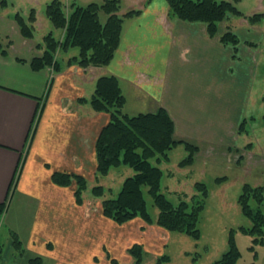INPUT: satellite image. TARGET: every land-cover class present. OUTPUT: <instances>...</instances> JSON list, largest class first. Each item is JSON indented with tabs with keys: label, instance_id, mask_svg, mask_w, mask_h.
I'll use <instances>...</instances> for the list:
<instances>
[{
	"label": "crops",
	"instance_id": "obj_1",
	"mask_svg": "<svg viewBox=\"0 0 264 264\" xmlns=\"http://www.w3.org/2000/svg\"><path fill=\"white\" fill-rule=\"evenodd\" d=\"M2 1L0 43L6 53L0 52V204L8 201V206L0 222V264L35 259L38 264H130L127 249L134 243L155 257L172 240V233L140 218L114 223L101 212L109 196L91 193L96 185L111 192L114 173L112 168L103 176L96 173L95 143L109 116L89 101L101 76H115L123 94L150 106L147 112L167 111L174 139L196 148L193 163L182 169L199 165L215 171L245 158V167L264 170V156L252 152L253 141L238 143L260 42L238 34L235 16L228 15L210 38L206 23L170 18L165 0H151L122 32L108 65L80 68L70 62L75 53L67 52L57 54L59 71L52 73L50 68L31 69L42 38H24L14 20L16 13L26 18L17 3L39 13L36 6L48 0ZM225 32L240 36L235 47L219 41ZM55 172L87 180L80 203L75 183H53ZM11 233L21 241V252L14 249Z\"/></svg>",
	"mask_w": 264,
	"mask_h": 264
},
{
	"label": "trees",
	"instance_id": "obj_2",
	"mask_svg": "<svg viewBox=\"0 0 264 264\" xmlns=\"http://www.w3.org/2000/svg\"><path fill=\"white\" fill-rule=\"evenodd\" d=\"M69 12L61 0H51L45 7V14L52 26L64 31L61 40H57L49 32L36 45L41 50L39 57L31 60L30 66L34 71L50 68L52 73L59 71L57 53L70 48H77L78 54L73 56L71 63L80 68L103 67L108 65L119 46L123 32L125 18L137 17L141 10H129L123 15L120 12V0H104L102 4L90 2L80 5L78 0H67ZM151 0H146L149 3ZM168 16L188 22H203L207 24V35H216L218 24L228 15L242 16L235 3L240 0H165ZM5 2H1L0 5ZM100 13L107 17L100 20ZM20 33L24 38L32 39L34 32L32 24L35 22L34 10H30L25 19L19 13L14 15ZM264 21L263 13H256L248 17L250 24ZM219 41L226 45L236 46L238 37L232 32H225ZM59 49V51L57 50ZM0 52L6 51L0 43ZM54 75V74H53ZM126 98L121 91L115 76H101L97 79L94 92L89 101L97 112L108 114L109 120L101 129L95 143L97 159L96 173L106 175L111 168L127 166L133 174L126 177L116 195H109L101 202L102 215L114 223L122 225L135 218H140L146 224H155L169 233H182L197 240L200 237L198 228L201 213L205 209L208 188L203 182H195V193L189 201L180 199L178 203L171 202L161 190L163 171L160 165L168 160L169 152L177 145H183L187 156L180 161V166L193 163L196 148L186 142L174 139V123L167 111L158 108L155 112H140L135 115L123 113ZM246 119L240 126L244 130ZM53 183L69 186L75 183L74 191L77 203L82 201V193L87 188V180L76 174L55 172L51 177ZM226 177L216 178L220 183ZM144 190L157 209L155 220L152 219L144 197ZM94 196L103 197L105 189L96 185L91 189ZM111 194V193H110ZM242 214L248 219L249 227L231 229L228 234L227 249L221 257L209 264H256L255 262L240 263L241 253L235 241V233L251 237L248 250L255 258L256 247L264 246V186H254L249 183L242 185L237 200ZM8 206V201L0 204V222ZM13 247L21 252V241L15 233H11ZM3 243L0 241V254ZM143 247L139 243L131 245L127 252L140 264L143 257ZM163 255L158 260L167 261ZM115 263V260H111ZM39 259L31 261L38 264Z\"/></svg>",
	"mask_w": 264,
	"mask_h": 264
},
{
	"label": "rangeland",
	"instance_id": "obj_3",
	"mask_svg": "<svg viewBox=\"0 0 264 264\" xmlns=\"http://www.w3.org/2000/svg\"><path fill=\"white\" fill-rule=\"evenodd\" d=\"M51 0H48V4ZM65 5V9L69 12L68 1L61 0ZM104 0H78L80 5H86L90 2L102 4ZM230 1V0H226ZM4 2V1H3ZM146 0H120V12L123 15L129 10H142L148 3ZM45 2L36 6L35 22L32 24L33 32L36 39H43L44 35L51 32L57 40H61L64 31L52 26L45 14ZM17 6L19 11L26 18L30 14V7L28 5ZM236 8L242 13V16L234 17L235 29H238V34L242 37L251 36L258 43L260 42V51L257 52V61L255 68L253 69V79L250 86V91L246 104L243 106V116L246 119L244 125V132L239 137L238 143L242 147L247 141H253L254 149L252 152L258 156H264V21L256 24H250L248 17L256 14H264V0H240L235 3ZM34 10V9H33ZM106 15L100 13V20L105 21ZM25 18V19H26ZM125 18L123 22V31L130 25V22L135 19ZM43 20L47 22V27L44 26ZM42 23V24H41ZM43 26V27H42ZM62 31V35L61 32ZM61 37L59 38V36ZM34 36V35H33ZM240 36H238L239 38ZM59 51V49H57ZM67 52L78 54L77 48H70L64 52L59 51L57 54H65ZM57 57V56H56ZM57 59V58H56ZM92 67V66H91ZM126 98L125 105L123 107V113L128 115H135L137 113H144L149 110V105L144 101L137 100L134 94L127 92L124 94ZM150 111V110H149ZM248 153V152H247ZM185 151L183 147L172 150L170 153V159L168 163L162 162L160 168L163 171V179L161 190L166 194L168 199L173 203H178L180 199H186L189 201L190 197L195 193L194 183L195 181L202 180L208 188V196L206 199L205 210L201 213L198 228L200 230V237L197 240L190 238L182 233H172V240L166 248L157 252L155 257L151 256L144 248L142 249L143 257L140 264H209L212 261L219 259L224 251L227 249L228 234L231 229L237 230L239 227H249L250 223L248 219L242 214L239 204L237 202L238 196L241 193L242 185L249 183L254 186H264V170L261 168H249L245 167V158L240 164L222 165L215 171L212 168L205 167L203 170L199 165L180 166L179 163L184 159ZM255 158V156H252ZM239 158L235 155V159ZM198 163V161H197ZM114 173L110 177L112 191L105 190V196L116 195L119 191L118 183L120 179L133 174L131 168L127 166H119L112 168ZM201 171V174L200 172ZM172 174V177L170 176ZM169 178H168V177ZM195 179L194 183L190 184L186 181ZM216 177H226V180L221 181L218 184L214 180ZM200 179V180H196ZM107 181V179H106ZM124 181V180H123ZM123 183V182H122ZM122 185V184H121ZM177 189L174 191V189ZM76 189V186H75ZM144 197L147 202V207L151 213L152 219L157 216V209L152 205V200L144 190ZM181 192V193H179ZM264 212V206L262 207ZM155 220V219H154ZM5 229H3L4 231ZM2 231V232H3ZM237 237V246L241 253L240 263L255 262L256 264H264V246L256 247L257 256L254 258L253 254L248 250L251 244V237L237 231L235 233ZM236 241V239H235ZM162 248V246H161ZM128 253V252H127ZM163 255H167V261H160ZM130 256V255H129ZM131 257L130 264H134L135 260Z\"/></svg>",
	"mask_w": 264,
	"mask_h": 264
}]
</instances>
